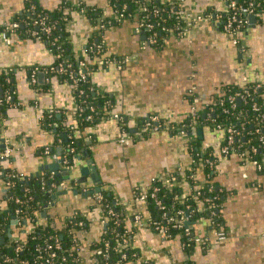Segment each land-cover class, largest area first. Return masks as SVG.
Listing matches in <instances>:
<instances>
[{
	"label": "crops",
	"instance_id": "0c3cea01",
	"mask_svg": "<svg viewBox=\"0 0 264 264\" xmlns=\"http://www.w3.org/2000/svg\"><path fill=\"white\" fill-rule=\"evenodd\" d=\"M27 1L0 0V25L21 15ZM160 1L177 2L192 17L200 19L188 26L183 36H168L158 49L141 48L145 38L138 30L136 15L103 30L104 55L130 57V61L121 68L109 65L92 73L91 80L107 96L109 108L107 115L86 132L87 141L91 135L94 137L90 152L82 154L79 160L77 157L69 168L60 166L61 148L55 138L58 124H47L44 114L48 118L55 116L64 127L75 128L77 105L72 86L48 73L55 57L43 41L18 35L8 40L0 37V70L12 71L16 95V104L6 111L0 129V150L4 139L18 148L9 158H0V206H4L1 199L7 191L4 173L12 169L26 176L70 172L67 189L48 208V215L59 228L75 212L88 214L91 191L101 184L116 194L128 216L145 213V203L137 197V191L148 188L156 179L190 170L194 158L189 141L194 139L200 150L215 156L212 182L223 195L220 211L227 238L217 241L210 221L199 219L195 232L207 241L189 255L179 236L164 238L151 228H137L134 245L141 258L151 264H187V260L193 264H264V155L260 168L237 153L221 156L225 133L204 121H195L193 130L184 134L168 128L140 134L139 124L158 115L165 123L182 125L187 118L204 113L226 85L256 83L264 101V11L246 17L247 24L235 44L233 37L223 30L227 12L221 0ZM35 3L45 10H55L63 3H83L102 8L104 16H114L109 0ZM69 15L67 30L72 49L76 55H84L88 40L98 28L78 10H70ZM32 75L35 81L31 80ZM124 132L130 136L128 144L119 143ZM90 163L99 182L93 171L82 173ZM53 166L56 168L51 171ZM202 166L199 165L196 176L200 184L205 181ZM183 191H189L188 184L183 185ZM89 219L88 230L79 233L81 259L76 264H93L88 245L104 232L105 223L98 214L91 212ZM127 223L132 225L129 218ZM11 229L14 237H20L29 227L14 224Z\"/></svg>",
	"mask_w": 264,
	"mask_h": 264
},
{
	"label": "trees",
	"instance_id": "16d2710c",
	"mask_svg": "<svg viewBox=\"0 0 264 264\" xmlns=\"http://www.w3.org/2000/svg\"><path fill=\"white\" fill-rule=\"evenodd\" d=\"M179 6L177 2L166 3L160 0H109V7L114 13V16L110 17L104 16L102 8L83 3L76 6L63 3L55 10H45L39 7L35 0H28L25 11L12 19L10 23L17 22L19 27L14 34H9V36L18 35L43 41L55 57L53 64L47 69L48 73L69 83L72 86L76 105L84 108L82 113H75L77 121L75 128L66 125L64 127L55 116L48 118V114H44V120L47 124L52 123V121L58 124L55 127V138L56 145L61 148V169L70 167L77 157L90 152L89 147L94 142V137L89 135L90 141H87L85 139L88 137L86 132L107 115L109 108L107 96L99 92L91 80L92 73L97 68L103 67L100 65V61L106 54V47L101 37L103 30L114 24L120 14L123 15L121 19L132 18L136 15L137 23L144 38H154V43L151 46L158 49L163 46L168 36L171 34L179 36V32L184 29L185 22L175 13ZM70 10L83 12L91 25L98 28L88 40L84 55H76L72 49L67 30ZM155 10H157V14ZM141 24L143 26H140ZM146 24L152 25V28H146ZM6 25H0V33ZM48 26L51 27V30L45 32L44 28ZM33 32H36V36H32ZM91 46H93L92 49ZM82 60L86 61L87 67L92 72L86 80L77 76L78 61ZM60 64L66 68L65 73L51 71V67L58 68ZM71 72L73 78L70 76ZM0 85L4 92L8 91L12 96L9 104L0 106V122H2L7 116L6 111L16 104L12 71L0 70ZM256 85V83L250 82L243 86H223L220 96L204 109V113H198L197 117L191 116L183 122L187 126L186 131L191 132L193 130L189 124L194 121H204L206 125L212 128H217V125L222 129L229 126L237 132L232 144L229 145V150L236 149L237 152H243L246 159L259 162L264 155V137L262 138L264 126L259 124L257 120L259 113L252 109V105L257 103L260 112L264 113V101L261 88H256ZM81 91L83 93H80ZM245 91H249L251 95H245ZM236 93L244 94L246 101L236 99L235 103L232 104L230 97ZM89 106H93L94 110L90 111ZM203 114L206 117H203ZM144 120H141L139 124H142ZM160 123L165 125V120L161 119ZM1 124L0 128L3 127ZM224 133L223 146L226 145V130ZM189 147L192 151L194 164L190 170L173 174L175 183L172 187H168L164 180H154L148 188L144 190L140 188L137 191V197L146 195L144 200L145 213L128 216L119 203L116 194L101 184L98 186L100 190L91 196L92 203L88 214L75 212L66 218L65 225L60 228L53 224L52 218L48 215V208L61 195L60 184L69 182L64 180L63 174L45 172L20 179L14 176V170L7 169L4 173V182L9 181L12 186L1 199L4 206H0V239L2 238L0 240V264H19L20 261H26L28 264H48L45 260L52 250L56 252L52 264H60L59 262L64 257L67 259V264L78 263L80 261L79 249L82 248L79 233L88 230L89 214L98 209L100 210V218L105 221L104 232L99 239L91 241L88 245L91 256L98 259V264H115L122 255H125V258L119 264H151L141 258L139 249L134 245V234L137 227L133 222L137 214H140L148 228L154 231H156L155 224L166 225L168 238L179 236L182 243L185 244V252L191 255L196 245L194 242H187L186 236L181 237L185 228L196 235L194 226L202 218H207L210 221L212 229L225 230V228L220 211L223 195L212 182L213 168L206 163L207 160L215 161V156L209 151L200 150L194 139L189 141ZM253 148L256 149L255 152H253ZM200 164L203 165L202 171L205 175L203 184L196 180ZM192 174L195 175V178L191 177ZM184 184L189 185L187 193L183 191ZM50 189L52 191L49 193L48 190ZM154 189L156 190L155 197L152 198L150 194ZM96 194L101 195L100 202L94 201ZM179 210H182L185 216L189 218L183 228H179L176 223L179 219L177 215ZM16 215L22 217L20 228L29 227L27 232L19 238H15L13 235L8 236V233L12 232L11 228L15 224L13 221ZM127 218L132 222V225H128ZM15 226L19 227L16 224ZM122 237L126 239V244L119 247L117 242ZM57 244L59 248L54 247ZM17 245L21 246V250L18 252L15 250ZM49 245L52 246V250L47 249ZM98 251L101 253L97 254ZM105 252L109 253L108 259L103 257ZM186 263L193 264L190 260H187Z\"/></svg>",
	"mask_w": 264,
	"mask_h": 264
},
{
	"label": "built area",
	"instance_id": "2783aa9c",
	"mask_svg": "<svg viewBox=\"0 0 264 264\" xmlns=\"http://www.w3.org/2000/svg\"><path fill=\"white\" fill-rule=\"evenodd\" d=\"M149 1H153V0H149ZM222 2H224L226 4V12H227V16L225 17L224 23H223V30L228 33L229 35H231L233 37V41L235 44H238V40H237V35L239 34V32L245 27V25L247 24V20L246 17L249 15H256L257 13L263 12L264 11V0H221ZM83 13V12H82ZM155 13L157 14V10H155ZM175 13L178 14L183 21L185 22V26L184 29L179 32V36H183L185 33V29L192 25L193 22H195L196 20L200 19V16L198 17H192L189 13L186 12V10L182 7L179 6V8L177 7L175 10ZM122 14H120V16L117 18L116 21H119L122 18ZM140 26H143V24H141ZM146 28H152V25L150 24H146L145 25ZM19 27V23L17 22H13L10 24H7L4 28V30L0 33V37L3 40H8V38L10 37L9 34H14V32L18 29ZM51 27H45L44 31L45 32H50ZM138 30L140 31L139 25H138ZM141 33V31H140ZM32 36H36V32L32 33ZM146 39V38H145ZM154 43V38H148L146 39L144 42H142V46L141 48H146L148 46H151ZM91 49L93 48V46L90 47ZM130 61V57H124V58H110V57H106L104 56L102 58V60L100 61V65L103 67L109 66V65H114L117 68H121L123 67L125 64H127ZM51 71H58L59 73H65L67 70L66 68H64V66L62 64H60L58 66V68H56L55 66L51 67ZM91 70L87 67V63L86 61L82 60V61H78V71H77V76H79L80 79L82 80H86L90 75H91ZM71 78H73L72 76V72L70 73ZM32 81H35V77L32 75L31 78ZM75 82V80H74ZM260 87L259 85H256V88ZM80 93H83L82 91ZM245 95L250 96V92L249 91H245ZM244 94L241 93H236L235 95L230 97V101L232 104L235 103L236 99H243L246 101V97ZM12 96L8 91H3V95L0 98V106L3 104H9L11 102ZM88 109L90 111L94 110L93 106H89ZM252 109L256 112H258L259 114L257 115V120L259 121V124H262L264 126V113L260 112V107L257 103H254L252 105ZM84 110L83 107H80L77 105L76 107V111L75 113H82V111ZM116 118H118V116H116ZM162 118L159 117L158 115H153L150 116L148 118H146L142 124H140V134H144V133H148V132H156L162 128H171V129H177L180 133L184 134L186 132V128L187 126L182 123V125H175L173 123L168 124L165 123L161 124L160 120ZM4 120H2L3 122ZM0 122V124L2 123ZM195 123L192 122L191 124H189V126H193ZM4 122L1 124V127L3 126ZM261 125V126H262ZM218 129L221 130H226L227 136H226V145H224L222 147V151H221V156L224 157H228L231 153H237L239 154L241 157H244L243 152H237L236 149L233 150H229V145L232 144L234 136L237 132H235L231 127H225L224 129H222L219 125H217ZM1 129V128H0ZM259 129V128H258ZM264 136H262L263 138ZM130 142V136L127 133H123V135L120 137L119 139V143L120 144H128ZM2 147L3 149L0 150V158H9L15 151L18 150L17 147L13 146L11 144V142L8 139H4L3 143H2ZM256 149L253 148V152H255ZM245 158V157H244ZM214 162L215 161H210L207 160L206 163L213 168L214 166ZM252 162L254 164H256L259 168L261 167L260 163L256 160H252ZM69 168V167H68ZM14 176L20 178V179H25L27 176L22 173V172H16L13 171ZM191 177L195 178V175H191ZM156 180H164L165 184H167L168 187H172V185L175 183V178L173 177V175L164 178V179H156ZM12 186L11 182H5V187L6 190H8L10 187ZM59 189L61 191H65L67 189V184L66 183H61L59 186ZM84 190H86V188H84ZM52 190H48V192L50 193ZM155 189L153 190V192H151L150 197H155ZM146 195H143L140 197L141 200H145ZM101 200V195L100 194H96L95 195V202H100ZM54 204V203H53ZM51 204V205H53ZM212 206H214V203H212ZM99 209L95 210L93 213H96L100 216L99 213ZM114 215V213H112ZM177 215L179 216V219L177 220V226L179 228H183V226L188 222L189 218L187 216H185L184 212L182 210L177 211ZM135 220L133 222V224L137 227V228H144V227H148L147 223L145 222L144 219H142V216L140 214L135 215ZM22 220L21 216L16 215L15 216V224L18 226L22 225V222H20ZM102 220V219H101ZM169 221V220H168ZM103 223H105L104 220H102ZM154 225V223H153ZM155 230L164 238H168V227L164 224H155ZM184 234L181 235V237L186 236V241L187 242H194L196 246H199L203 243H205L207 241V238H202L199 235H193L190 230L188 228L184 229ZM11 236L13 235L12 232ZM215 237L216 240L221 242L224 241L227 238V233L225 230L223 229H215ZM15 238H19V237H15ZM17 240V239H14ZM124 244H126V239L124 237L121 238L120 241L117 242V246L121 247ZM183 248L185 247L184 242L182 243ZM55 248H59V245H55ZM47 249L52 250V246L49 245L47 246ZM79 249V248H78ZM16 252L21 250V246L17 245L15 247ZM81 252V248L79 249V254ZM98 253H101V251H98ZM95 255V254H94ZM93 255V256H94ZM109 253L105 252L103 253V257L108 259ZM56 257V252L55 251H51V254L49 255L48 258H46L45 262L48 264H52L55 260ZM125 258V255H122L118 261L115 264H119L121 263L122 259ZM81 259V258H80ZM67 259L64 257L61 259V261L59 262L60 264H67ZM91 262L93 264H98V259L95 257L91 256ZM19 264H28L26 261H20Z\"/></svg>",
	"mask_w": 264,
	"mask_h": 264
},
{
	"label": "water",
	"instance_id": "95a60500",
	"mask_svg": "<svg viewBox=\"0 0 264 264\" xmlns=\"http://www.w3.org/2000/svg\"><path fill=\"white\" fill-rule=\"evenodd\" d=\"M2 92H3V89H2V87H1V85H0V98L2 97ZM195 132V131H194ZM80 159V157H78V160ZM91 165V163L90 164H88V166L87 167H85L84 169H82V173H87V172H90V171H93L94 172V179L96 180V181H98V177H97V174L95 173V167H93V166H90ZM55 168L56 167H51V171H54L55 170ZM54 169V170H53ZM70 172H63L62 174L63 175H66L67 174V176H64V179L66 180V179H68L69 178V176H68V174H69ZM99 182V181H98ZM100 189H99V187H97L95 190H93V191H91L92 193H95V192H98ZM13 223H15V221H13ZM8 236H11V233H8ZM0 240H2V238L0 239Z\"/></svg>",
	"mask_w": 264,
	"mask_h": 264
},
{
	"label": "rangeland",
	"instance_id": "374dc122",
	"mask_svg": "<svg viewBox=\"0 0 264 264\" xmlns=\"http://www.w3.org/2000/svg\"><path fill=\"white\" fill-rule=\"evenodd\" d=\"M16 236V234L13 235V237Z\"/></svg>",
	"mask_w": 264,
	"mask_h": 264
}]
</instances>
